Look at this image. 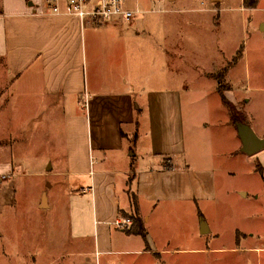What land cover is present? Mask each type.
<instances>
[{"label":"crops","instance_id":"0c3cea01","mask_svg":"<svg viewBox=\"0 0 264 264\" xmlns=\"http://www.w3.org/2000/svg\"><path fill=\"white\" fill-rule=\"evenodd\" d=\"M177 1L169 0V6ZM226 1L230 0H204L198 6L188 0L185 6L167 11L212 13ZM239 3L247 9L244 0ZM175 19L164 24L169 28L154 54L131 53L132 43L116 52L119 40L96 39L105 26H83L72 17L50 16L45 0H0V130L7 129L11 136V141L0 136L5 141L0 144V176L8 177L0 184V203L16 204L23 186L19 178H40L48 190L41 191L37 209L54 211L62 200L69 201L72 220L66 221L67 240L75 245L70 256H83L87 224L93 229L96 261L79 264H199L191 256L213 252L251 254L253 264H264V245L241 246L243 239L250 241L262 233L256 222L235 231V246L230 250L171 249L172 242L162 247L148 230L146 240H135L132 237L139 235L128 233L132 223L116 226L121 219H144L139 205L144 196L192 204L213 194L205 181L198 190L196 171L184 160L189 83L180 76L182 57L168 54L163 44L165 39L170 40L168 46L179 41L181 26ZM239 63L240 59L227 70L225 80ZM194 72L203 82V91H217L222 102L223 93H233L232 84L226 92L221 90L213 77L217 71ZM10 110L9 120L4 121ZM237 136L240 144L238 129ZM56 140L59 148L54 152ZM260 154L256 171L262 174L264 151ZM130 175L134 176L132 194L127 192ZM262 226L264 231V222ZM183 255L188 256L185 261Z\"/></svg>","mask_w":264,"mask_h":264},{"label":"rangeland","instance_id":"374dc122","mask_svg":"<svg viewBox=\"0 0 264 264\" xmlns=\"http://www.w3.org/2000/svg\"><path fill=\"white\" fill-rule=\"evenodd\" d=\"M189 1L193 3V0ZM195 1L198 6L204 3V0ZM187 2L178 0L171 5L181 8ZM169 4V0H127L125 7L139 12V15H135L130 22L116 20L108 23L96 34V39L102 43L119 40L116 42V52H119L117 49L121 45L132 43L131 53L136 51L149 55L155 53L154 49L165 37L163 34L169 27L165 28L164 24H172L176 18L175 23L181 26L179 41L175 39L176 46H168L170 40L167 39L163 44L169 50L168 54H180L182 57L180 76L189 83V95L184 104L189 105L184 110L187 150L184 160L196 171L198 190L205 181L213 187V194L207 200L192 204L166 199L148 200L144 196V200L139 202L144 227L162 247L170 241L175 245H171V249L190 246L230 250L235 246V231H240L242 227L244 230L250 223L256 222L262 233L250 241L243 239L241 246H262L264 173L256 171V161L262 155L258 154L264 150L255 155L244 153L237 136L238 125L229 122L232 114L238 124L249 126L259 138L264 139V26L261 27L264 23V0L258 2L254 9L243 10L239 0H230L223 3L219 11L202 14L174 15L167 11L172 9ZM167 17L169 19L166 21ZM172 18L173 22H170ZM239 51L243 55L240 63L230 70L229 79L220 82L222 91L229 90L231 84L234 87L232 94L227 96V93H223L227 99V109L231 108L228 115L221 95L217 91L204 92L203 82L195 77L194 71L203 68L220 73L227 67L230 69ZM10 113L11 110L6 113L4 121L9 120ZM226 118L229 119L228 123ZM7 132V129L0 130V136L11 141ZM0 144H5V141L1 140ZM58 148L59 142L56 140L53 151ZM203 176L207 178L202 179ZM133 178V175L128 178L127 192L131 194L134 192L131 186ZM18 183L24 187L19 188L14 200L16 204L5 207L0 203V264L95 262L94 233L92 228L90 230V223L87 224L89 238L83 256H70L75 245L68 241L70 229L66 221L72 220L69 201L62 200V205L54 211L39 210L37 202L41 191L48 190L44 182L36 176L27 175L19 178ZM131 203L135 206L137 200L132 197ZM202 222L211 228L206 235L201 234ZM132 238L143 239L141 236ZM181 257V261H185L188 256ZM191 261L199 264H253L252 255L242 253L213 252L203 257L191 256Z\"/></svg>","mask_w":264,"mask_h":264},{"label":"built area","instance_id":"2783aa9c","mask_svg":"<svg viewBox=\"0 0 264 264\" xmlns=\"http://www.w3.org/2000/svg\"><path fill=\"white\" fill-rule=\"evenodd\" d=\"M127 0H45L46 12L50 16L72 17L78 19L83 26H104L116 20L130 22L139 12L125 7ZM7 176H0V184ZM132 222L121 219L116 222L119 228L126 227Z\"/></svg>","mask_w":264,"mask_h":264},{"label":"trees","instance_id":"16d2710c","mask_svg":"<svg viewBox=\"0 0 264 264\" xmlns=\"http://www.w3.org/2000/svg\"><path fill=\"white\" fill-rule=\"evenodd\" d=\"M258 2H259V0H244V6L247 9H254V8H256ZM242 57H243V55L239 51L238 54L236 55V57H234V59H233V64L237 63L238 60L241 59ZM227 69H228V67L223 69L220 73L219 72L215 73L213 77L218 79L219 82H224ZM222 99H223L224 104L227 106V100L224 97H222ZM228 109H229V111H231L230 107ZM231 118H232L231 120L234 122L235 125H240V124H238L237 120H235V118L232 114H231ZM131 220H132V227L128 231V233L134 234V235H139L144 240H146L147 230L144 227L143 220L138 218L137 216L131 217Z\"/></svg>","mask_w":264,"mask_h":264},{"label":"water","instance_id":"95a60500","mask_svg":"<svg viewBox=\"0 0 264 264\" xmlns=\"http://www.w3.org/2000/svg\"><path fill=\"white\" fill-rule=\"evenodd\" d=\"M237 129L244 153L254 155L264 150V139L259 138L249 126L238 125ZM209 232L207 225L202 222L201 234L206 235Z\"/></svg>","mask_w":264,"mask_h":264}]
</instances>
